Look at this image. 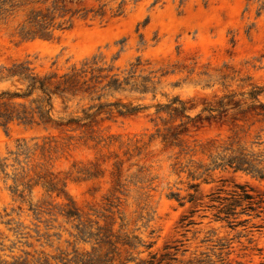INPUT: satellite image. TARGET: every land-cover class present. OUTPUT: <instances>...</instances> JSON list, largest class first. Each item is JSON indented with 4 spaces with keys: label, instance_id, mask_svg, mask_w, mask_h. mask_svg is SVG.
Segmentation results:
<instances>
[{
    "label": "rangeland",
    "instance_id": "374dc122",
    "mask_svg": "<svg viewBox=\"0 0 264 264\" xmlns=\"http://www.w3.org/2000/svg\"><path fill=\"white\" fill-rule=\"evenodd\" d=\"M103 5L101 16L77 15L51 40L18 35L31 5L7 3L0 12L1 73L28 62L38 74L61 75L96 57L111 76L148 87L56 97L55 122L0 127L8 175L0 174V260L55 264L97 250L116 264L150 254L175 258L164 264H264V213L230 227L210 207L219 189L222 196L235 185L264 192V178L218 166L235 159L264 167V0H85L79 7ZM13 89L0 83V91ZM180 102L183 115L174 111ZM115 103L143 109L126 116L91 109ZM86 114L94 116L84 126L66 125ZM23 141L28 154L16 157ZM70 209L77 216L68 218Z\"/></svg>",
    "mask_w": 264,
    "mask_h": 264
},
{
    "label": "trees",
    "instance_id": "16d2710c",
    "mask_svg": "<svg viewBox=\"0 0 264 264\" xmlns=\"http://www.w3.org/2000/svg\"><path fill=\"white\" fill-rule=\"evenodd\" d=\"M25 1V2H22ZM85 0H0V12L3 11L7 3L11 4L13 10L20 6L31 5L26 20L21 24L18 35L23 40L43 39L51 40L54 38L55 30H67L73 18L77 15L86 17L88 13H95L94 15H102L103 5L98 11H87L85 8H80L79 4ZM98 2L103 0H96ZM85 11V12H84ZM70 15L69 18H66ZM94 16V17H95ZM61 19V22H56ZM137 65H139L137 63ZM112 69L98 67L96 57L91 61H83L81 67H71L68 72L58 74L56 72L47 74H38L30 63L21 62L14 64L12 68L7 70V74L0 72V83L12 82L15 86L13 90L0 91V127L7 130L13 123H20L23 125L33 124H49L53 123L54 116V100L56 97L65 98L69 101L70 97L74 98L80 93H96V89L108 92H124L127 91L126 87L131 84V78H124L120 80L117 75H110ZM106 72V74H104ZM146 81V80H145ZM104 82H106L104 84ZM147 82V81H146ZM141 88L136 83L131 84V91H140L145 94L148 92L146 85H141ZM257 94V93H255ZM103 96L100 95L97 100L99 101ZM180 107L175 108L174 111L179 114H184L186 109L180 102ZM115 107L117 113L121 116L135 115L143 108L141 107H127L121 103L115 104H99L92 107L96 112L104 109H112ZM94 113V114H95ZM94 114H86L84 119L71 118L66 122V125L77 124L85 125V122L91 119ZM83 123V124H82ZM81 126V127H82ZM175 134L172 136L174 137ZM29 148L25 141L18 142L16 157L21 154H28ZM27 152V153H25ZM13 155V154H11ZM262 162L258 161L253 163L249 160L230 159L224 164L218 165L219 167H230L235 171L248 172L259 179L264 178V167H261ZM6 165L0 161V174L8 176L6 173ZM32 186H30V191ZM48 191H53V188H48ZM15 193V192H13ZM223 190L219 189L216 193L212 194L211 208L216 209L214 219L216 221L227 222L230 227H237L246 223L247 221H238L240 216H254L259 218L264 213V192L256 191L248 185H235V189L225 196H222ZM23 199L22 195H19ZM174 197V196H172ZM65 215L70 217L77 216L76 212L72 209L65 212ZM10 223H6L9 225ZM110 247H113L111 241H107ZM1 245V244H0ZM123 245L130 248L136 246L128 239H125ZM152 245L147 246L150 249ZM114 253V251H113ZM73 256L52 258L55 264H116V260L109 257L110 252L102 253L97 250L91 252H78L73 251ZM13 262L0 260V264H26V260L13 257ZM169 259L175 261V258H169V255H164L162 259H157V254H150L148 260H141L136 264H164V261ZM39 262V261H38ZM135 262L134 258L126 259L120 264H130ZM40 264V263H38ZM41 264H50L48 259H44ZM169 264V263H166Z\"/></svg>",
    "mask_w": 264,
    "mask_h": 264
}]
</instances>
